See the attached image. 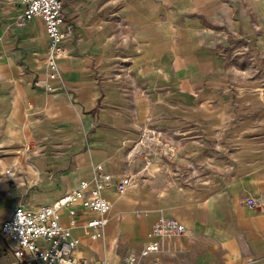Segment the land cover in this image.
<instances>
[{
  "label": "rangeland",
  "instance_id": "obj_1",
  "mask_svg": "<svg viewBox=\"0 0 264 264\" xmlns=\"http://www.w3.org/2000/svg\"><path fill=\"white\" fill-rule=\"evenodd\" d=\"M173 1L66 0L68 18L77 27L68 53L70 67H64L62 56L60 87L49 91L35 84L48 74L39 61L46 41L42 22L34 34L15 0H0V159L23 154L36 176L18 161H5V169L0 165V220L17 203L47 204L39 200L62 194L80 177H92L99 162L118 173L139 172L143 154L121 162L95 155L106 138L115 140L116 131L103 127L124 123L129 114L139 122L165 124L168 131L156 135L168 136L174 151L161 152V161L149 165L147 175L139 173L123 193L138 206L133 217L123 212L119 222L148 215L150 187L161 190L160 205L176 212L187 211L190 202L193 207L204 203L207 196L200 192L214 181L220 198L231 179L241 174L242 161L256 160L259 150L264 154V54L257 50L254 35L240 32L233 14L236 0H216L218 13L212 18L208 5L194 6L189 0L181 8ZM194 42L212 48L216 57L202 59L203 66L186 67L190 73L180 78L178 70L184 68L178 64L194 58ZM16 96L26 131L6 136L9 117L16 119ZM180 125L188 131H179ZM157 167L161 169L154 174ZM165 168L168 175L161 172ZM133 189L138 194L127 193ZM147 229L139 242L114 241L108 261L137 253ZM160 255L165 264L166 253Z\"/></svg>",
  "mask_w": 264,
  "mask_h": 264
},
{
  "label": "crops",
  "instance_id": "obj_2",
  "mask_svg": "<svg viewBox=\"0 0 264 264\" xmlns=\"http://www.w3.org/2000/svg\"><path fill=\"white\" fill-rule=\"evenodd\" d=\"M173 2L183 8L189 0H184L183 2L181 0H174ZM15 3L20 14L21 7L17 0H15ZM193 3L194 6H198V3L210 6L213 11H211V16H209L210 18H212L214 12L218 13V10L214 9L215 7L217 8L216 0H193ZM233 6V14L236 15V18L239 20L238 22H240V32L247 36L254 35L257 50L264 54V0H236V8L235 4H233ZM65 11L68 18L70 12L68 10L67 2L65 4ZM140 13L141 12H137V16H139ZM131 17H134V14H131ZM150 18H153L152 15ZM28 21H31V27L33 28L34 34L40 31L39 27L42 22L46 48L48 44V36L43 19L35 17ZM71 21L77 29L76 23L73 20ZM73 41L74 39L67 45L69 51ZM146 41L148 42L149 40L146 39ZM190 45L195 50L193 54L194 58L186 61L181 60L179 62L178 67L184 68L180 69L181 71L178 70L182 75L180 78H184L186 74L190 73L186 67L203 66L202 59L205 57H208L209 59L216 57L215 51H213L212 48L204 46L199 48L196 45V42ZM62 63L64 67L66 66L68 69L70 67L68 65L70 63V56L65 57ZM205 65L209 64L206 63ZM181 75L179 74V76ZM13 102L14 104L12 106L13 111H15L14 116L16 119L11 116L9 117L6 128L4 129L6 136H9V132L11 131H26V122H23V118L19 115L18 111L20 98L16 96ZM33 107L34 103L30 102L28 108L32 109ZM123 114L126 115L127 113L123 112ZM18 122L19 125L17 124ZM165 126L166 125L163 123L160 127L153 122H139V120L132 117L131 114H129V117H127L124 123L116 124L108 122V125H105L103 128L116 131V134H114L115 140L111 142L110 139L106 138L103 146L99 145L102 148H100L99 152L95 155L103 157L105 160L114 159L117 160V162H121L125 158L129 161H133L135 160L134 158L136 154H143L142 156L145 158L144 166H142L139 172L125 171L118 173L117 171L109 168L104 162H99L103 163L108 171L115 173L117 176L132 173L136 174L137 178L139 173L143 171L145 172L149 169V165L161 161V152L167 154V151H169L170 148L173 150L174 146L168 136H163L164 138H162L161 136L155 134V138L151 140L146 139L145 146L138 142V138L141 137L142 131H144L147 136H151L152 134L150 132L168 131ZM187 127L188 126L186 125H180L178 130L184 133L188 131ZM136 135L138 136L135 138ZM183 135L186 136L185 134ZM155 139H158V142H156ZM100 141L102 140L99 139L98 142ZM24 158L25 156L23 154L2 157L0 159V165L3 169H5L4 162L9 159L10 163L12 161H18L21 164H26ZM51 158L52 157H50V159ZM180 161L181 160L178 161L179 164L181 163ZM254 161L257 163L256 166H251V163ZM209 163L211 164L212 161L210 160ZM26 166L29 174L35 176L33 174L34 170L27 164ZM39 168H44V165ZM160 169L161 168L158 167L153 169V173L155 174V172ZM167 171L168 170L165 168L164 171L161 172L168 175ZM146 173L148 174V171L145 172V174ZM81 178L91 179L92 177H80L76 185L69 190H65L58 196L48 194V198H44L39 201L46 202L47 204L54 202L64 193L73 190ZM72 180L73 177H70L68 182H72ZM1 190L0 181V192ZM132 192L137 193L138 190L133 189L127 193L132 194ZM160 193L161 190L159 188H146V194L150 196L149 200H151V203H147V210L149 212L148 215L145 217L137 216L136 218H132V220L128 219L126 221L119 222L118 220L123 218V212H126L129 217H133L134 210L137 208L138 204L136 202L129 201L127 198L128 196L118 194L116 189L113 187L107 189L105 195L111 199L113 207L110 212L109 223L104 228L103 237L98 240H91L84 232L82 223L74 228V233L79 236L81 240V252L85 255L94 257L97 260H108V249L109 246L113 245L114 241L116 242L117 240L124 239L125 241L129 240L133 243L139 242L144 237V233L152 220L155 219L158 213L161 212L165 213L163 215L174 216L180 219L189 228V232L181 238L180 245L177 250L170 256H167L166 254V258H168V260L165 264H264V154H262L260 150L256 160L251 161V159L248 158L247 160L242 161L241 174L237 176V178L234 177L231 179L225 193H223V196L220 198L217 197V181H214L213 184H210L208 190L200 192L204 196H207L203 200L204 203L193 207L190 202V207L187 211L176 212L170 211L171 209L168 206H162L159 204L157 198L160 196ZM247 196L257 198L260 202H262V205L254 208L243 203V201L246 202ZM208 197L209 202L205 204L206 198ZM38 204L39 202H34L31 203L29 207L32 209H38ZM5 218L0 220V224ZM82 219L83 218L81 217L80 221H82ZM64 220L68 221V218L65 216ZM150 227L147 229L145 241ZM99 240H101L102 243L97 242ZM100 246L103 248L102 252L100 250ZM3 247L4 244L0 240V264H15L12 263V256L3 252ZM166 258L164 257L165 260ZM112 262L118 263L116 261Z\"/></svg>",
  "mask_w": 264,
  "mask_h": 264
},
{
  "label": "built area",
  "instance_id": "obj_3",
  "mask_svg": "<svg viewBox=\"0 0 264 264\" xmlns=\"http://www.w3.org/2000/svg\"><path fill=\"white\" fill-rule=\"evenodd\" d=\"M17 2L23 20L40 17L45 23L48 44L39 61L44 63L48 74L44 80L38 78L35 84L45 90H56L60 87L61 77L59 59L69 53L67 45L76 34L74 23L67 18L66 0ZM150 133L151 136L144 133L138 142L145 146L146 139L155 138L156 132ZM155 141L158 142V139ZM169 151L173 150L170 148ZM135 178L136 174L132 173L117 176L108 171L103 163H98L93 169L92 186L88 178H81L73 190L53 203L38 209L29 208L24 203L15 205L0 224L3 252L12 256V263L15 264H162L160 254H173L181 238L189 232L187 225L174 216H160L151 225L140 250L127 254L118 263L97 260L82 253L80 237L74 233V228L82 223L91 240L102 238L113 207L111 199L105 195L106 190L113 187L123 194ZM246 202L254 208L262 205L252 196H247ZM18 216L21 218L22 235L19 232L10 235L6 226L13 225ZM65 216L68 221L64 220Z\"/></svg>",
  "mask_w": 264,
  "mask_h": 264
},
{
  "label": "clouds",
  "instance_id": "obj_4",
  "mask_svg": "<svg viewBox=\"0 0 264 264\" xmlns=\"http://www.w3.org/2000/svg\"><path fill=\"white\" fill-rule=\"evenodd\" d=\"M6 230L10 235H14L16 232H19L22 235L21 218L18 216L13 225L6 226Z\"/></svg>",
  "mask_w": 264,
  "mask_h": 264
},
{
  "label": "bare ground",
  "instance_id": "obj_5",
  "mask_svg": "<svg viewBox=\"0 0 264 264\" xmlns=\"http://www.w3.org/2000/svg\"><path fill=\"white\" fill-rule=\"evenodd\" d=\"M69 55L68 54H66L65 55V57H68ZM25 149H27L26 147H25ZM36 168V172L37 173H40V170L37 168V167H35ZM8 170V169H7ZM8 171H10V170H8ZM13 174H14V172H12L11 174H9L10 176H13ZM90 181H91V186L93 185V183H94V181H93V176H92V178L91 179H89ZM133 185V184H132ZM132 187V186H131ZM118 194H121V193H119L118 191H116ZM121 195H123V194H121ZM30 208V207H29Z\"/></svg>",
  "mask_w": 264,
  "mask_h": 264
}]
</instances>
